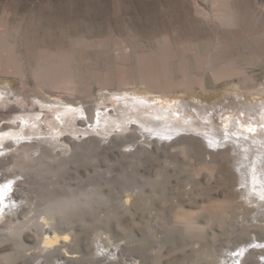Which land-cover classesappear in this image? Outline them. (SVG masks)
I'll return each instance as SVG.
<instances>
[{
	"label": "rangeland",
	"instance_id": "1",
	"mask_svg": "<svg viewBox=\"0 0 264 264\" xmlns=\"http://www.w3.org/2000/svg\"><path fill=\"white\" fill-rule=\"evenodd\" d=\"M232 63L242 73L221 76ZM150 70L177 85L152 104L188 108L180 124L189 130L103 128L118 96L158 98L141 85ZM125 75L137 82L118 89ZM262 102L264 0H0V128L20 126L4 143L14 147L0 146V185L15 190L0 217V264H216L235 248L236 264H264V194L238 191L256 185L255 154L236 140L209 153L233 141H204L205 124L226 133L231 115L234 134ZM68 196L78 203L52 217L51 204ZM219 207L226 213L214 218ZM179 211L201 213L200 229L188 230ZM55 229L59 239L44 246Z\"/></svg>",
	"mask_w": 264,
	"mask_h": 264
},
{
	"label": "bare ground",
	"instance_id": "2",
	"mask_svg": "<svg viewBox=\"0 0 264 264\" xmlns=\"http://www.w3.org/2000/svg\"><path fill=\"white\" fill-rule=\"evenodd\" d=\"M203 16L208 17L209 19L214 20L216 19H224L226 17V15L224 14V12H215V13H206L203 12L202 13ZM213 17V18H212ZM162 61V60H161ZM146 62V59L145 61ZM230 62V61H229ZM232 62V61H231ZM236 63V62H235ZM161 64V63H160ZM227 65H229L227 63ZM231 66L225 70L221 76H227V77H232L238 74H241L243 71V67L240 65H235V64H230ZM149 67V66H148ZM152 69V68H151ZM126 74V73H124ZM218 76V75H217ZM245 76V75H244ZM140 77V81H141V85L142 87L146 90V92H148V94L150 93H156L158 95V98H151L149 96H145L143 94H136V92H134L135 94H132L131 96L127 97V96H118L116 99H118L120 101L119 104H117L115 111H109L108 113H104L102 112V115L100 117V123L101 125L103 124V128L106 129H110L113 128L114 126H119V127H125L127 126L131 121L137 122L141 125H143L145 128L148 129H152L154 132L157 133V135L160 136H171V135H175V133H177L178 130H182L185 128V126H182V121L184 122H189L190 121V117L189 112H188V108L183 107L181 109H177L175 108V106H171V107H167L164 108L159 104H152L153 100H157L160 99V101L162 100V93H173L175 91V89L173 87H177L176 84L172 83L171 86L169 88H167L164 84H166L164 82V84L160 81V78L158 76L157 73H153L151 72V70L149 72H147L146 74H142L139 76ZM137 82V78L136 77H132L130 75H125L123 76L120 81H119V88L118 89H127L129 86L136 84ZM140 83V82H139ZM116 85V84H115ZM168 85V84H167ZM183 85V83H179L178 86ZM117 86V85H116ZM77 87V86H76ZM75 87V89H76ZM186 87V86H185ZM193 88V86H191ZM61 88V87H60ZM69 89L71 88L69 84H65L63 86L62 89ZM73 88V87H72ZM79 91V90H78ZM125 91V90H124ZM168 91V92H167ZM81 92V91H80ZM83 92V90H82ZM92 93V92H91ZM90 94V93H89ZM122 94V93H121ZM115 100V99H114ZM258 106V107H256ZM254 105V108H251V110L254 111L255 113V117L257 116V118L255 117H251V121L250 123H248L247 120L243 121L241 118L239 126L240 129L238 130V132L231 134L229 132V127L233 126V119L231 118V115H229L226 119V133L223 132L222 130H218L217 127L215 126V124L212 125V123L210 122V124H205V126L207 128H211L210 131L209 130H205V132H207V134H209L210 136L205 137L207 140L204 139L205 143L209 144H222L224 146H227L228 143H231V141H233V144L228 145L225 148H219V149H214L208 148V152L209 153H213V152H226L228 149H230L233 145H235L234 141L236 140L237 142L241 143L244 147L247 148L248 152H253L255 154V158L256 161L254 162V171L252 172V176L254 178L253 183L256 184L254 187L250 186L249 183H246V187H241L238 191L241 194H244V196H246V198H250L249 200L253 199H258V195H257V190L261 191L262 194H264V184L261 185L262 183H264V138L262 137V134L264 133L263 128L260 127V124H264V103L262 102L260 105ZM53 108V107H52ZM174 108V109H173ZM49 110V109H48ZM59 110V109H56ZM64 110H68V109H64ZM59 110V111H64ZM74 110V109H73ZM72 110V111H73ZM76 110V109H75ZM81 110V109H79ZM114 110V109H113ZM104 113V114H103ZM56 114V113H55ZM63 114V112L61 113ZM65 115V113H64ZM66 115L71 116L72 112L67 111ZM88 115V114H87ZM100 115V114H99ZM98 115V116H99ZM55 116V115H54ZM59 116V115H58ZM65 117V116H64ZM34 118V117H33ZM36 118V117H35ZM39 118V117H38ZM63 118V117H62ZM61 118V119H62ZM93 118V117H92ZM210 120L212 119V116L207 117ZM76 120V119H75ZM37 121V120H36ZM45 121V120H44ZM79 121V120H76ZM192 121V120H191ZM40 122V121H39ZM134 122H132L134 124ZM182 123V124H180ZM73 125V122L70 123ZM77 124V123H76ZM75 124V125H76ZM35 125V123H34ZM33 125V126H34ZM58 125V124H57ZM69 125V124H68ZM132 125V124H131ZM22 126V125H21ZM24 126V124H23ZM32 126V127H33ZM191 126V125H190ZM235 126V124H234ZM10 127V125L7 126H3L0 128V146L4 145V149L5 151H7V149L9 147H12L10 143H7V145H5V141L8 138L7 136H18L17 134H19V132L15 133V129H18L20 126H17V128H14V130H7V132L5 131V128ZM25 127V126H24ZM76 127V126H74ZM116 127V128H119ZM137 127L136 125H133L132 128ZM237 127V126H236ZM102 128V126H101ZM196 128V127H195ZM216 128V129H215ZM12 129V128H11ZM23 129V127H21V130ZM115 129V128H114ZM187 130H189L188 128H185ZM212 129L217 130V131H211ZM19 130V129H18ZM20 130V133H21ZM24 130V129H23ZM95 130V129H94ZM103 130V129H102ZM112 130V129H111ZM228 130V131H227ZM105 131V130H104ZM141 131V130H140ZM225 131V130H224ZM188 133V132H187ZM226 135H225V134ZM146 134V133H145ZM205 134V133H204ZM256 134V135H253ZM60 136V135H59ZM20 137V136H19ZM22 137V136H21ZM13 138V137H12ZM162 137H158L159 140H161ZM179 139V138H178ZM176 141V140H175ZM172 141V142H175ZM36 143V142H34ZM13 144V143H12ZM34 144L32 143V146ZM166 145V144H164ZM31 146L30 144H24L22 147H25L27 149H29V147ZM31 146V147H32ZM14 147V146H13ZM34 148V147H33ZM26 149V150H27ZM32 149V148H31ZM1 150V148H0ZM3 151V150H2ZM23 151V150H22ZM9 152V150H8ZM24 152V151H23ZM29 152V151H28ZM31 152V151H30ZM29 152V153H30ZM248 152H246L245 154H248ZM21 153V152H20ZM19 153V154H20ZM29 153H27L26 151V155L27 157L29 156ZM22 154V153H21ZM24 154V153H23ZM5 156H3L0 159V168L5 167L7 165V158L8 155L7 153L4 154ZM12 156V155H10ZM9 156V157H10ZM21 156V155H20ZM25 157V156H24ZM29 158V157H28ZM244 163L243 161L238 162L237 164L240 166V173L243 174V177H245V179H248V175L247 172L245 171L244 167H242ZM4 175V174H2ZM6 175V174H5ZM1 176V175H0ZM1 178V177H0ZM9 180V178L7 179ZM9 182V181H8ZM7 183V182H6ZM5 183V185H6ZM243 183V184H244ZM19 184V183H18ZM0 185V217L3 215L4 212V207L7 204V196L13 197L14 191H10L11 189V183H9V185ZM10 188L9 190L7 189ZM7 190L9 191L7 193ZM17 191V190H16ZM13 192V193H12ZM20 194V193H18ZM17 194V195H18ZM87 195V194H86ZM91 195V194H90ZM21 196V195H20ZM98 196V195H97ZM100 196V195H99ZM91 197V196H90ZM96 197V196H94ZM9 198V197H8ZM14 198V197H13ZM66 198V199H65ZM77 198V197H76ZM75 196L74 197H64L60 199H57L55 202H53L50 206V215L52 217H55L56 214L60 213V212H68L70 210H72V208L78 203V200H76ZM18 199V198H17ZM79 199V197H78ZM101 199V198H100ZM248 200V199H247ZM248 200V201H249ZM245 201V200H244ZM253 201V200H252ZM256 201V200H255ZM246 202V201H245ZM244 204V203H243ZM214 205V204H212ZM243 206V205H242ZM77 207V206H76ZM204 207H206L208 210H210V206L208 205H204ZM212 207V206H211ZM216 207V206H213ZM11 210V209H10ZM14 211V210H13ZM225 212V207H219V208H213L212 209V214L213 217H218L221 212ZM21 213V212H20ZM69 213V212H68ZM200 214L201 213H197V214H193L189 211H179L176 215V218L182 222H184V224H186V227L188 230H190L191 232L197 231L200 229V226L197 224V221H199L200 218ZM222 215V214H221ZM5 216V214H4ZM239 216V215H238ZM241 216V215H240ZM13 217V216H12ZM242 217V216H241ZM50 218V217H49ZM263 218V217H262ZM54 221V219H53ZM53 221L51 223H53ZM45 222V221H44ZM55 225V224H54ZM17 228V227H16ZM15 229V228H12ZM50 232V231H49ZM48 234V233H47ZM19 236V235H18ZM59 239V234H57V230L55 229L54 234H51V232L44 237V246H48L50 244H52L53 242L57 241ZM197 239H201V238H197ZM196 239V240H197ZM199 241V240H198ZM188 243V242H187ZM249 244V243H248ZM21 245V244H20ZM193 245V244H192ZM23 246V245H22ZM256 246V245H255ZM238 247V246H237ZM246 247V244H245ZM249 247V246H248ZM240 248V246H239ZM254 248V247H253ZM257 248V246H256ZM49 249V248H48ZM231 249V248H230ZM246 249V248H245ZM228 250V249H227ZM244 250V249H243ZM105 251V250H104ZM113 251V250H112ZM72 252V251H71ZM253 252V251H252ZM250 253V252H249ZM254 253V252H253ZM217 254V253H216ZM215 254V255H216ZM241 254V250H237L236 248L233 250H229L228 252H224L223 254V259H221L219 262H217L216 264H236V261H240V259L242 258V256L240 257ZM219 255V254H218ZM250 255V254H249ZM109 258H116L115 253H111L107 255ZM221 256V255H220ZM246 256V255H245ZM75 256L69 252H66L65 255V259L66 260H71L74 258ZM209 257V255H208ZM218 257V256H217ZM247 257V256H246ZM219 258V257H218ZM249 258V256L247 257ZM74 260V259H73ZM213 261V260H211ZM216 261V260H215ZM226 261L228 263H226ZM245 261V260H244ZM214 262V261H213ZM247 262V261H245ZM250 262V261H249ZM1 263V262H0ZM215 263V262H214ZM243 263V262H242ZM256 263V262H255ZM264 263V262H263ZM239 264V263H238ZM245 264V263H244ZM251 264V263H249ZM254 264V263H253ZM262 264V263H261Z\"/></svg>",
	"mask_w": 264,
	"mask_h": 264
}]
</instances>
